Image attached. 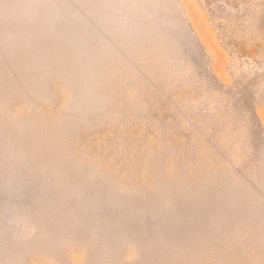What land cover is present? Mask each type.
<instances>
[{
    "label": "rangeland",
    "instance_id": "obj_1",
    "mask_svg": "<svg viewBox=\"0 0 264 264\" xmlns=\"http://www.w3.org/2000/svg\"><path fill=\"white\" fill-rule=\"evenodd\" d=\"M0 264H264V0H0Z\"/></svg>",
    "mask_w": 264,
    "mask_h": 264
}]
</instances>
